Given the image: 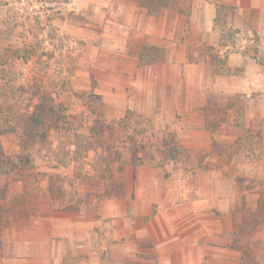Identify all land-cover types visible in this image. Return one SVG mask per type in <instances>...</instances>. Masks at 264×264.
<instances>
[{"label":"crops","instance_id":"crops-1","mask_svg":"<svg viewBox=\"0 0 264 264\" xmlns=\"http://www.w3.org/2000/svg\"><path fill=\"white\" fill-rule=\"evenodd\" d=\"M182 1L178 7L183 13L165 9L160 16L150 15L137 0L83 2L91 16L85 22L74 21L76 27L97 28L98 35L103 32L109 43L110 65L104 63L103 70L97 64L94 68L95 63L92 65L93 71L103 79V90L96 92L102 96L106 112L112 107L125 106L124 112L120 110L114 116L123 117L127 110L145 115L159 110L162 116L166 113L167 123L173 125L172 131L183 147L190 151H209L213 140L227 142L236 137L228 124L222 123L219 128L227 126L230 135L222 131L215 134L207 126L211 118L205 115L204 109L211 102V93L242 95L248 102L243 109L245 127L254 130L258 122L262 123L264 155V0ZM219 6L227 11V28L246 31L251 43H255L251 36H258L257 58L233 51L232 44H221L223 26L218 28L215 22ZM217 31L218 37H214ZM248 40L242 38L241 45ZM210 45L214 46L221 64L213 63L210 53L201 49ZM149 48L154 53L146 61L150 55L145 50ZM218 68L227 72L213 75ZM161 78L164 88L170 89V98L165 94L159 106L155 86ZM233 119L234 115L230 121ZM151 168L134 167V179L130 180L131 169L126 167L120 178L122 195L105 198L102 203L105 215L97 220H90L84 214L79 219L80 210L72 209L67 201H64L66 206L60 205L61 201L55 203L48 192L59 211L53 210L41 216V220H35L32 210L29 224L8 230L1 249L11 231L10 247L6 245L11 255L2 260L9 264H69V259L77 260L72 264H134L121 261L122 257L132 256L136 258L135 264H241V253L231 248V234L237 227L231 222L233 213L247 200L244 194L248 191H236L235 184L228 186L222 179H204L203 174L197 175L193 186L182 178L158 179ZM33 194L31 209L35 202ZM213 209L222 215L212 219L214 225L210 229L229 234L231 259L225 256L210 260L208 246L202 243L210 227L206 213ZM116 223H119L117 227ZM64 224L67 227H62ZM96 224L108 235L109 242L104 241L102 246L97 243ZM112 225L113 229H109ZM145 241L151 245L155 260H149V255L141 258ZM117 244L123 253H115L112 247ZM106 248L111 249L108 256L120 259L111 263L109 257L104 258ZM83 253L88 254V259L82 262L77 258Z\"/></svg>","mask_w":264,"mask_h":264},{"label":"rangeland","instance_id":"rangeland-1","mask_svg":"<svg viewBox=\"0 0 264 264\" xmlns=\"http://www.w3.org/2000/svg\"><path fill=\"white\" fill-rule=\"evenodd\" d=\"M85 1L0 0V104H6V98H8L10 100L7 102L8 104H11L17 110H22L30 97L31 91L36 88V85H42L55 102H66L75 112H79L85 106L83 97L85 93L93 91L98 94L96 90H103V79L99 77L101 74L98 75L97 71H93L92 65L95 63L94 68L96 64L99 65L100 70H103L104 63L107 66L110 65L108 60L109 51L107 50L109 43L103 36V32L98 35L99 29L97 28L76 27L74 21L85 22L88 16H91V13H88L86 4L83 3ZM224 13H227V11H224ZM224 13L221 12L218 15L225 19ZM221 23L222 19L219 20V24L217 23L218 28L222 25ZM232 31L226 32L225 41L232 44L233 51L257 58L258 36H251V39L255 41V43H251L248 40L246 31L244 33H241L242 31L234 33V29ZM218 33L217 31L214 37H218ZM222 34L221 32L220 37ZM242 38H245L248 42L246 41L245 44L241 45ZM201 49L206 53H210L213 63L221 64L222 61L216 56L214 46H205ZM145 51L150 55L146 57V61H149L154 51L150 48ZM38 55L41 56L39 60ZM225 72L227 71L223 68L222 70L218 68L213 72V75L225 74ZM155 88L158 89V91L155 90V100L160 106L163 103L165 94L170 98V89L168 87L164 88L162 78L156 83ZM231 95V93L213 92L210 99L213 102L225 103L229 97L232 98ZM236 97L240 102V107L244 109V106L248 104L247 98L242 95ZM120 110L124 112L126 110L125 106L122 109L112 107L107 111L108 113L106 110L105 112L108 118H114L120 113ZM145 116L151 119L156 130L173 132V125L167 123L166 113L162 116L161 111L157 110L155 113ZM218 131L231 133L227 126L217 127L214 131L215 134ZM234 131L235 136L239 134L237 130L234 129ZM251 131L252 133L243 136L245 144L240 148L242 152L233 148L227 156L224 155L219 158L215 157L217 155L203 157L198 155L190 160L181 159L179 161L157 157L150 167L154 168L158 179L173 181L182 178L193 186L197 182V175L203 174L205 175L203 178L207 180L222 179L228 186L235 184L234 189L236 191L240 189L244 193L247 190L250 192L249 195L248 192L244 194L247 200L242 203L243 206L239 205L241 208L233 213L232 226H239L243 222L242 213L245 210H255L260 199L259 194L264 191L262 123L258 122L254 130ZM67 136L65 133H58L52 129L48 133L47 140L37 144L31 152L33 173H39L41 178L39 186L33 191L35 202L31 206L35 220H41L39 219L41 216L49 215L58 209L56 208L57 205L52 204L47 191L48 178L44 175L41 176V174L49 173L66 176V182L63 184L64 189H66V196L63 197L64 201H70L72 198V195L68 192H79V195L82 196L84 205L79 209L77 208L82 213L78 215L79 219L83 214L90 217V220H97V218H102L105 215L102 204L105 198L103 200H99V198L104 195L109 187L104 186V189H102L101 186L105 185L106 180L100 174L93 172L92 165L95 162V153L90 152L86 158H81L80 162L75 161L77 158L73 153L76 147L69 144L71 142L66 139ZM116 138H119V136H116ZM216 141L223 144L219 140ZM233 142L234 139L233 141L227 140L225 143ZM2 143L8 155L18 152L15 137L11 135L4 136ZM248 153L254 155L249 156ZM200 159L202 160L201 166L198 165L197 161H200ZM128 168L131 169L129 179L132 180L134 179V167L128 166ZM105 175L109 176L106 170ZM5 180L11 183L13 193L21 192L22 182L18 177L10 176L2 179V182ZM101 181L103 183L98 185ZM71 183H75V185L72 186ZM236 186L238 187L236 188ZM194 191L196 195L197 188ZM220 215L222 214L216 209L206 213L210 227L209 234L202 239V243L208 246L210 260H220L221 257H229L230 255L228 253L229 234L210 229L214 225L212 219ZM222 221L224 222V220ZM51 222L56 225L55 221L51 220ZM118 225L119 223H116L115 227ZM62 227H67V224ZM113 227L112 225L109 229H113ZM94 229L98 234L97 243L99 245L102 246L104 241L109 242L108 235L105 234L103 227L96 224ZM247 230L253 237L261 240V248L264 249V222L261 220L257 223L250 222ZM189 231L193 233L192 229ZM19 238H22V236ZM6 240L5 247H2L0 251V264H9L2 259L6 258L7 254L8 256L11 255V249L6 251V245L10 247L11 244V231L8 232ZM114 243H117V241ZM150 247L149 242L145 241L143 243L142 248L145 254H141V258L143 256L146 258L149 255V260L156 259V255ZM112 248L115 249V253H123L120 244ZM108 253H111V249L106 248L103 257H109L111 263L117 261L116 259H120L112 257V255L108 256ZM141 258L138 257V260H142ZM77 259L83 262L88 259V254L83 253ZM135 260V257L125 256L122 257L121 261H131L135 264ZM76 262L77 260L72 261L69 259V264ZM246 263L264 264V250L260 257L256 256L254 260H247ZM207 264L211 263L208 262Z\"/></svg>","mask_w":264,"mask_h":264},{"label":"trees","instance_id":"trees-1","mask_svg":"<svg viewBox=\"0 0 264 264\" xmlns=\"http://www.w3.org/2000/svg\"><path fill=\"white\" fill-rule=\"evenodd\" d=\"M181 2L183 3L182 0H137L139 5L154 16H160L165 9L183 13L178 7ZM218 10L220 15L221 12L224 13L225 7L219 6ZM219 15L215 22L219 24L222 19L223 34L220 41L225 46L228 44L225 41L226 32L233 31L226 26V13L225 19ZM239 32L234 30V33ZM38 56V60L41 59V56ZM236 96L229 97L225 103L211 101L204 109L205 115L211 118L208 127L213 132L225 123L239 133L233 143L221 144L213 140L209 151L186 149L179 143L174 132L156 130L149 117L134 110H127L123 117L108 118L102 96L93 91L84 94L85 106L79 112H75L66 102H55L42 85H36L31 91L22 110L13 108L7 103L10 100L6 98V104H0V249L8 230L25 227L31 221L30 199L41 179L39 173H33L31 152L37 144L47 140L50 130L68 135L66 139L71 142L69 144L76 147L73 153L77 158L75 161L80 162L81 158H86L90 152L95 153L93 172L106 180L105 185L101 186L102 189L104 186L109 187L99 198L103 200L122 195L120 178L128 166H150L157 157L179 161L190 160L198 155L227 156L233 148L239 151L245 144L243 136L252 131L245 127V114ZM233 115L234 119L230 121ZM7 135L15 137L17 141L18 152L13 155L5 152L2 143V138ZM197 161L201 166L202 160ZM105 170L109 176L105 175ZM43 175L48 178L47 189L51 199L55 203L61 201L60 205L66 206L64 200L62 201L66 196L63 186L66 176L57 173L41 174ZM10 176L18 177L23 183L22 192L13 193L11 183L7 180L2 182V179ZM102 183L101 181L98 185ZM68 194L72 195L70 201H67L72 209H79L84 205L79 192ZM242 217L243 222L231 234V248L241 253V264H247V260L260 257L264 250L261 248V240L253 237L247 230L250 222H264V191L260 192L257 208L252 211L245 210Z\"/></svg>","mask_w":264,"mask_h":264}]
</instances>
